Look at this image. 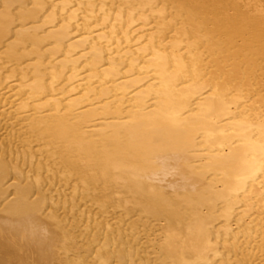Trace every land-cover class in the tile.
Returning a JSON list of instances; mask_svg holds the SVG:
<instances>
[{
	"label": "bare ground",
	"instance_id": "1",
	"mask_svg": "<svg viewBox=\"0 0 264 264\" xmlns=\"http://www.w3.org/2000/svg\"><path fill=\"white\" fill-rule=\"evenodd\" d=\"M68 3L0 0L23 95L0 135V264H241L233 222L264 208V0ZM77 10L106 28L74 35Z\"/></svg>",
	"mask_w": 264,
	"mask_h": 264
},
{
	"label": "rangeland",
	"instance_id": "2",
	"mask_svg": "<svg viewBox=\"0 0 264 264\" xmlns=\"http://www.w3.org/2000/svg\"><path fill=\"white\" fill-rule=\"evenodd\" d=\"M77 1L78 0H69V3L65 5L67 11L65 10L64 13H67L70 9L74 8ZM108 1L109 0H107V2ZM75 14L76 16L72 21L70 29L71 31L75 32L74 35L77 34L76 36L87 34L95 35L106 28L105 25L100 24L99 18L85 23L82 20V14L80 10H77ZM148 23L144 24L140 20H137L127 28L117 31L115 36L119 39L118 41L112 42L109 47H111L112 50L119 51H125L131 48L132 43L139 35L151 30L152 23ZM86 27H90L91 29L86 30ZM123 32H125V35L122 34ZM125 60L126 57L124 61ZM4 74V70L0 71V135L13 134L18 131V129L20 130V128L23 126L21 121L17 119L19 118V115H22L23 111L16 109L17 103L21 100L23 95L22 93L16 92V78L5 79ZM78 80L79 78L77 75L75 78L69 80L65 84V87H71ZM64 190L66 193H68L67 189ZM80 205H82V203H80ZM81 207L82 206H78V208ZM97 217L98 220H100V216L97 215ZM110 217H112V215L110 216L109 214H104V218L108 220L111 219L110 223H113L114 218ZM244 220V222L240 221L237 224H235V220L231 227L232 232H236L238 230L239 224L243 223L245 226L246 223H249V229H245L248 232L247 235L243 234V236L240 234L237 237L238 243H241L243 248V253L241 256L244 260L241 264H264V239L261 240V235L259 232L253 231L255 223L258 225L260 221H264V208L261 210H252L251 212L247 213V215L244 217ZM81 223H85L84 218L82 219ZM90 230L91 229L88 230L89 233Z\"/></svg>",
	"mask_w": 264,
	"mask_h": 264
}]
</instances>
